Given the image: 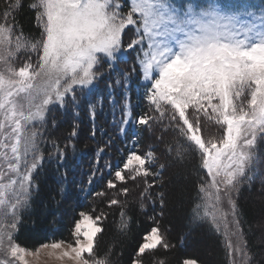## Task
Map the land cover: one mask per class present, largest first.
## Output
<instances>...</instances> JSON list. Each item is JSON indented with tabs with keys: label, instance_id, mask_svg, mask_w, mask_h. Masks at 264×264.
<instances>
[{
	"label": "snow or ice",
	"instance_id": "snow-or-ice-1",
	"mask_svg": "<svg viewBox=\"0 0 264 264\" xmlns=\"http://www.w3.org/2000/svg\"><path fill=\"white\" fill-rule=\"evenodd\" d=\"M21 6L22 0H9L0 13V161L7 166L5 171L0 165V264H25L26 249L15 242V231L20 210L29 203L34 173L45 158L41 148L45 138L35 122L46 123L50 105H66L69 97L75 104L78 89L92 93L95 82L106 75L105 65L116 72L110 87L123 90L122 125L132 115L129 82L133 75L146 82L140 86L145 89L149 112L137 117L136 123L155 124L167 115L164 127L176 129L183 138L177 154L198 153L208 177L207 181L201 178L198 195L211 202L212 222H217L218 212L226 215L220 212L222 202L230 206L235 239L226 245L228 264H251L233 193L247 178L264 142V8L254 11L219 0H207L206 5L197 0H130L125 12L122 0H33L29 7L36 12L40 36L27 42L12 17V10ZM126 29L131 33L127 43L122 39ZM21 54L24 62L17 67L15 61ZM122 55L125 59L132 56L131 67L125 70L113 63ZM37 78L43 81L42 87L34 85ZM108 78L112 79L110 73ZM91 111L94 115L95 105ZM208 122L219 126V135H201ZM77 135L74 124L64 146L57 138L48 140L58 168L66 165ZM155 162L151 150L145 155L129 152L122 168L114 172L115 180L125 181L122 173L128 170L129 178L142 176L151 188L147 178L154 180L160 172L146 164ZM107 187L116 184L108 180ZM160 199L163 204L162 195ZM117 203L115 198L110 200L112 205ZM79 217L72 230L74 244L68 242L62 255L75 264H109L94 250V238L102 231L97 222L103 213L93 216L82 211ZM63 243L50 247L59 249ZM157 247L171 249L173 245L159 227H152L131 264H143L146 250ZM182 264L199 261L185 258Z\"/></svg>",
	"mask_w": 264,
	"mask_h": 264
},
{
	"label": "trees",
	"instance_id": "trees-1",
	"mask_svg": "<svg viewBox=\"0 0 264 264\" xmlns=\"http://www.w3.org/2000/svg\"><path fill=\"white\" fill-rule=\"evenodd\" d=\"M8 2L0 0V13ZM32 2L22 0V6L12 10L13 22L22 30L27 42L40 36L36 12L29 7ZM122 3L126 12L130 0H122ZM130 35L126 29L122 37L125 43ZM32 58L36 60L34 53ZM23 62L21 54L15 65L19 67ZM113 63L117 69L125 70L131 67L132 56L125 59L122 55ZM104 71L106 75L95 82L94 95L81 93L78 89L75 104L69 97L66 105H50L46 123L35 122V127L45 138L41 144L45 158L34 173L29 203L20 210L15 242L29 251L50 243H73L72 230L75 220L80 218L79 213L83 211L93 216L103 213L97 222L102 231L94 238V250L98 258L106 257L109 264H131L138 245L152 227H159L173 247L146 250L143 264H160L161 261L163 264H182L185 258H195L199 264H228L225 230L212 222L211 212L206 216L202 211L204 208L207 212L198 188L201 178L207 181V177L200 167L198 153L195 156L190 151L177 154V149L181 148L179 141L183 138L178 137L176 129L164 127L168 123L167 115L155 124L152 121L149 125L136 123V118L149 112L150 106L144 96L145 89L140 86L146 82L142 78L137 81L135 75L129 82L128 91L132 115L129 123L122 125L123 90L120 86L110 87L116 72L106 65ZM34 85L42 87L43 81L37 78ZM93 105L96 107L94 115ZM74 124L78 125V135L73 138L66 165L58 168L48 140L57 138L64 146ZM93 125L95 135L92 134ZM218 128L208 122L202 126L201 135L205 138L219 135ZM150 150L154 152L156 162L147 163L146 167L160 172L154 180L147 178L151 188H147L142 176L135 180L129 178L128 170L122 173L126 176L125 181L115 180L114 172L122 168L129 152L145 155ZM108 180H113L116 187L108 188ZM123 188L127 191H122ZM113 198L118 201L115 205L110 204ZM233 198L241 231L252 255L251 264H264V242L259 239L258 228L264 225V142L260 143L247 178L240 184L238 192L233 193Z\"/></svg>",
	"mask_w": 264,
	"mask_h": 264
},
{
	"label": "rangeland",
	"instance_id": "rangeland-1",
	"mask_svg": "<svg viewBox=\"0 0 264 264\" xmlns=\"http://www.w3.org/2000/svg\"><path fill=\"white\" fill-rule=\"evenodd\" d=\"M222 1H224L222 3ZM198 3L205 4L207 3V0H197ZM221 4H231L236 7L240 6H247L251 10L259 11V9L264 8V0H219ZM43 86V85H42ZM0 165H3V169L6 171V164L3 161H0ZM206 172V170H205ZM207 177V173H206ZM13 178H15L13 176ZM208 180V177H207ZM10 194V193H9ZM204 205L206 206V211L203 208V212L206 216H208L209 212L212 213L213 210L212 204L209 201L204 200ZM220 207V212L226 213L223 217H221L220 213H217V226L223 227L225 230V233L227 235V242L230 240H234L235 238L231 235V232L233 230V225L231 223L232 216L230 215V206L227 204V202H222ZM2 226V225H0ZM259 228V239L260 241L264 242V225L258 227ZM59 243V242H58ZM52 243L45 244L49 245V247L40 246L34 251L26 250L25 253V264H75V262L70 258L63 256V251L66 250L67 244L63 243L61 248L59 249H52L50 247ZM74 244V242H73ZM87 254V253H85Z\"/></svg>",
	"mask_w": 264,
	"mask_h": 264
}]
</instances>
